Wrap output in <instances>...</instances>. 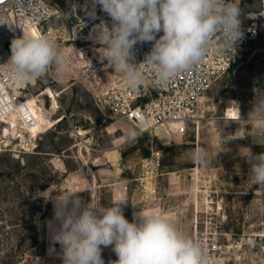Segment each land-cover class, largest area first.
<instances>
[{"label": "rangeland", "instance_id": "1", "mask_svg": "<svg viewBox=\"0 0 264 264\" xmlns=\"http://www.w3.org/2000/svg\"><path fill=\"white\" fill-rule=\"evenodd\" d=\"M48 1L64 19L28 34L53 39L68 57V73L61 80L52 66L15 90L19 132L5 134L8 125L0 121V133L11 135L0 148V264H62L51 232L55 198L65 193L105 205L125 202L130 222L140 210L163 213L202 243L215 264H264V188L248 179L250 152L264 153L250 134L264 121L247 120L256 94L264 98V3L241 0L247 43L240 58L206 94L200 122L164 142L139 132L129 141L135 127L97 105L96 91L122 77L106 67L98 32L68 41L75 0ZM232 101L239 115L229 120ZM198 147L209 154L206 167L190 159ZM101 247L104 264L118 259L111 246Z\"/></svg>", "mask_w": 264, "mask_h": 264}, {"label": "clouds", "instance_id": "2", "mask_svg": "<svg viewBox=\"0 0 264 264\" xmlns=\"http://www.w3.org/2000/svg\"><path fill=\"white\" fill-rule=\"evenodd\" d=\"M33 2L27 0L25 7V0H7L0 7V25H13L7 18L8 7L23 11ZM96 5L112 21L111 28L98 26L95 41L104 49L101 57L108 61L106 67L113 68L132 90L145 83V67L151 71L156 86H167L210 52L222 55L243 36L237 0H92L93 9ZM159 33L162 35L157 38ZM146 42L152 44L151 51L143 62L134 63V47ZM10 50L11 55L0 64V71L12 83H31L42 78L52 66L61 80L68 73L65 51L44 34L23 31L22 36L12 39ZM232 103L239 111L238 103ZM5 111L13 109L9 105L0 107V113ZM247 120L264 121V98L257 94ZM250 135L255 143L264 144V129L257 128ZM137 136L138 131L129 128L128 140ZM250 154L248 179L264 188V153ZM190 159L201 167L210 164L209 154L202 147L193 150ZM45 193L41 195L51 198L50 193ZM124 203L105 205L92 198L84 201L76 193L56 197L57 227L51 232V240L62 250V264H104L101 246H111L118 257L111 264H211L202 243L180 230L170 217L140 210L133 213L130 222L124 215ZM48 223L51 227L52 221Z\"/></svg>", "mask_w": 264, "mask_h": 264}, {"label": "built area", "instance_id": "3", "mask_svg": "<svg viewBox=\"0 0 264 264\" xmlns=\"http://www.w3.org/2000/svg\"><path fill=\"white\" fill-rule=\"evenodd\" d=\"M264 3V0H260ZM239 6L241 0H237ZM7 0H0V7ZM25 7L27 0H25ZM87 10V11H86ZM94 12V14H90ZM61 9L48 0H34L30 8L23 11L8 7L7 18L13 24L0 25V64L8 61L10 45L14 37L23 35L30 27L35 26L43 33V27L52 20L64 19ZM73 17V18H72ZM68 41L77 42L91 32H98V26L104 24L111 28V18L102 11L99 5L93 9L92 0H75L71 20L68 21ZM96 26L97 29H93ZM23 31H22V29ZM162 33L157 35V38ZM219 40V36L217 37ZM247 43L246 36L237 41L224 54L210 52L202 62L191 70L177 76L167 86L159 87L153 83L151 71L145 67L146 81L132 90L121 80L104 85L96 91L97 105L105 109L116 119L130 122L140 135L155 134L161 139L183 135L188 126L200 122L203 100L217 80L227 73L240 58ZM151 43L137 44L133 51L136 64L143 62L145 55L151 51ZM0 81L7 88L6 93L12 101L15 83L0 71ZM143 124V126H141ZM211 264H215L211 260Z\"/></svg>", "mask_w": 264, "mask_h": 264}, {"label": "bare ground", "instance_id": "4", "mask_svg": "<svg viewBox=\"0 0 264 264\" xmlns=\"http://www.w3.org/2000/svg\"><path fill=\"white\" fill-rule=\"evenodd\" d=\"M36 27L35 26H32L30 27L28 30L25 31V34H28L32 29H35ZM37 29V28H36ZM93 29H97L96 26L93 27ZM93 64H88V65H85L87 67L89 66H92ZM122 79V78H121ZM119 79V80H121ZM16 84V83H15ZM27 86V83L26 84H16L13 88H14V95L16 97V100L15 101H12L10 98H9V94L6 93V86L3 82L0 81V107H3L5 105H9L11 106V108L13 109V111L11 112H3V113H0V121L4 124V125H8V128H6L5 130V134H8V133H11V134H16L17 132H19V126L20 124L17 123V94H15V90L18 89L19 92H22ZM57 106V103L54 102V106H53V109H56L55 107ZM55 110H53L52 112H54ZM31 114V111L29 112ZM237 115V111L236 110H231L229 112L226 113V118L231 120V119H234ZM239 115V114H238ZM237 115V116H238ZM40 120V116L36 115V119L34 120V123L36 124L37 121ZM6 123V124H5ZM22 124V123H21ZM23 126V125H21ZM27 126V125H26ZM22 128V127H21ZM3 129V128H2ZM4 130V129H3ZM0 133V148L2 147V145L4 143H6V141L8 140V138L11 136L9 135V137L7 135H4V132ZM79 134H81V132H79ZM13 137V136H12ZM4 139V140H3ZM162 140L164 142H168V138L166 137H163ZM23 150V149H22Z\"/></svg>", "mask_w": 264, "mask_h": 264}]
</instances>
